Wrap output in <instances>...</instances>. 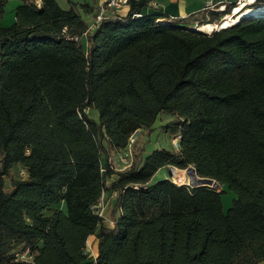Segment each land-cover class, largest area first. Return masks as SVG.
<instances>
[{
	"label": "trees",
	"instance_id": "obj_1",
	"mask_svg": "<svg viewBox=\"0 0 264 264\" xmlns=\"http://www.w3.org/2000/svg\"><path fill=\"white\" fill-rule=\"evenodd\" d=\"M98 1L0 0V264H264V17L206 34L234 5L170 18L128 0L88 30ZM161 113L177 146L135 161L129 138ZM165 167L214 186L152 181Z\"/></svg>",
	"mask_w": 264,
	"mask_h": 264
},
{
	"label": "rangeland",
	"instance_id": "obj_2",
	"mask_svg": "<svg viewBox=\"0 0 264 264\" xmlns=\"http://www.w3.org/2000/svg\"><path fill=\"white\" fill-rule=\"evenodd\" d=\"M74 1L83 2L84 0H74ZM57 2L59 3V5L61 7H65L64 0H57ZM17 5H18L17 3H13L12 1L7 4L6 9H5L6 12L4 15V20H3L4 25L9 24V19L11 18V15L13 14V10L16 8ZM188 6L194 8L195 10L199 9V7L201 6L200 10H197L196 12L204 11L202 5L200 4V0H188ZM252 6L253 5H252V3H250V0H249V1H247L246 6L241 8L240 12L242 13L248 9H251ZM237 7L238 6L231 8V10L229 11L230 16L232 15L233 11ZM122 9L123 8L116 10V11L110 10L109 13L115 12V14H116L118 11H120ZM196 12H194V13H196ZM225 12L228 13V10L224 9L223 11H221L219 13H225ZM234 16L235 17H232V18H234L236 20L238 18V14L237 15L234 14ZM223 20L221 19V21H223ZM219 23L214 24V25L209 24L207 26L209 28H214V26L218 25ZM195 29H197V26H195ZM85 112L92 120H94V121L98 120V113L96 110L89 108V109H86ZM173 119H174V117L172 115L166 114V113H161L157 116L155 123L153 124V131L150 134L146 135L144 133L143 135H138L136 137V139H135L136 141L134 144L135 147L133 150V153L136 154L135 156H137L135 158V161H137L139 158L147 156L148 154H150L152 151H154L156 149L172 150L174 148L172 143H171V139L164 133V131L162 129V126H164L166 123L172 121ZM141 150H143V153H141ZM120 156L121 155L114 154V153L110 155L109 163L111 164V166L115 170H117V169L120 170V169H123L126 167L125 164H123L120 161ZM131 160H133V156H132ZM20 174H21L20 169L18 167H15L11 170V176L13 179H16L18 176H20ZM182 174H184V175L182 176ZM181 176L182 177L185 176L183 181L180 179ZM161 179L171 180L176 185L179 184V185L189 186V177H188L187 173L185 172V170H177V169L172 168V167L162 168L153 176L152 181L155 182V181L161 180ZM4 191L5 192L10 191V179L9 178H6L4 180ZM113 199L114 198H112V197H107V199L105 200L106 204H107L105 206V211L103 212V215H105V219H107V218L111 219L110 211H111V207L113 206ZM232 199H233V196L229 192H227L225 195L222 196L221 203H222L223 211H226L228 208H230ZM21 259L27 260V256H23V258H21Z\"/></svg>",
	"mask_w": 264,
	"mask_h": 264
},
{
	"label": "built area",
	"instance_id": "obj_3",
	"mask_svg": "<svg viewBox=\"0 0 264 264\" xmlns=\"http://www.w3.org/2000/svg\"><path fill=\"white\" fill-rule=\"evenodd\" d=\"M103 2L100 3L98 5V11L96 16L93 19V23L92 25H90V27L88 28V30L94 28L95 25H97L101 20L107 18L110 15H114V13H109L110 10L112 11H116L119 10L123 7L127 6V1L128 0H102ZM249 1V0H247ZM250 3H252V5L255 4V0H250ZM239 4H244L243 7L246 6V3H244V0H203L202 3V7L204 11H216V12H221L224 9H227V6H232L234 5L237 6ZM233 8V7H232ZM117 14V13H116ZM87 30V31H88ZM87 31L84 33L83 37L86 35ZM76 40V39H75ZM137 136V132H135L130 138H129V148L130 145L134 142L135 138ZM178 136L174 137L171 139V143L173 145V147L177 146V140H178ZM120 161L125 164L126 167H129L132 163L131 160V155H130V150L128 149V151L120 156ZM20 176L23 175V171H20ZM134 189H137V187L135 186ZM116 196V193H113L111 195L112 198H114ZM106 201H105V196L102 194L97 205L95 206V209L98 213V216L103 218L105 223L108 226H112L113 225V221L109 218L105 219V215H103V212L105 211V206H106ZM83 254L89 257L94 258L95 257V249L92 245V243L90 242V239L88 238L85 241V246L83 248Z\"/></svg>",
	"mask_w": 264,
	"mask_h": 264
},
{
	"label": "crops",
	"instance_id": "obj_4",
	"mask_svg": "<svg viewBox=\"0 0 264 264\" xmlns=\"http://www.w3.org/2000/svg\"><path fill=\"white\" fill-rule=\"evenodd\" d=\"M102 2V0L98 1V5ZM203 0H200V4L202 5ZM199 9H194L188 6V0H153L150 7H145L142 11L144 14H153L160 13L169 16L170 18L174 17H185L190 13H194ZM128 11V7H123L122 10L118 11V15L124 16ZM12 17V16H11ZM12 18L9 19L11 21ZM87 22H90L92 25L93 20L91 16L87 17Z\"/></svg>",
	"mask_w": 264,
	"mask_h": 264
},
{
	"label": "bare ground",
	"instance_id": "obj_5",
	"mask_svg": "<svg viewBox=\"0 0 264 264\" xmlns=\"http://www.w3.org/2000/svg\"><path fill=\"white\" fill-rule=\"evenodd\" d=\"M244 3H247V0H244ZM238 7L235 8V10L233 11L232 15H226L218 25L214 26V28H209L207 25H203V26H200V27H197V30L198 31H201V32H205V33H211L212 31H215L216 30H219L220 28H227L237 22H239L240 20H243V19H248V18H255V17H264V6H259V7H255V9H248L244 12H240L241 8L244 6V4H239L237 5ZM240 13V14H239ZM238 14V18L235 20L234 18L232 17H235L234 16ZM184 174H182L183 176ZM181 176V180L183 181L185 176L182 177ZM189 181H190V178H189ZM179 185V184H178Z\"/></svg>",
	"mask_w": 264,
	"mask_h": 264
},
{
	"label": "water",
	"instance_id": "obj_6",
	"mask_svg": "<svg viewBox=\"0 0 264 264\" xmlns=\"http://www.w3.org/2000/svg\"><path fill=\"white\" fill-rule=\"evenodd\" d=\"M241 21H243V20H240L239 22H237V23H235V24H233L231 26H234V25L240 23ZM231 26H229V27H231ZM221 29H225V28H220L219 30H221ZM219 30L215 29V31H219ZM211 33H206V34H211ZM185 172L187 173L188 177L190 178V181H189V186L190 187H200V186L212 187V186H214V181L213 180L207 179V178H198V177H196L195 176V170H194L193 167L187 168L185 170Z\"/></svg>",
	"mask_w": 264,
	"mask_h": 264
}]
</instances>
